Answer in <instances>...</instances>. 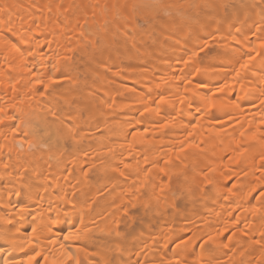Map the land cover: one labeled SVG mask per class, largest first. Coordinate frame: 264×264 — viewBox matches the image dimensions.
Segmentation results:
<instances>
[{
	"label": "bare ground",
	"instance_id": "obj_1",
	"mask_svg": "<svg viewBox=\"0 0 264 264\" xmlns=\"http://www.w3.org/2000/svg\"><path fill=\"white\" fill-rule=\"evenodd\" d=\"M227 1L208 0L206 9H219L208 18L203 11L188 24L153 27L151 8L122 18L104 11L131 0H0V32L26 41L23 55L9 54L0 36V103H17L24 121L15 137L8 128L0 136V217L14 218L7 236L15 245L32 236L33 215L39 235L44 213L58 221L56 235L82 229L72 246L86 251L82 264H110L111 254L89 248L102 249L93 241L104 234L118 237L119 264H160L175 253L204 264H264V197L255 196L264 141L257 133L250 142L246 131L264 114V0H256L261 9L255 0ZM36 73L43 94L30 84ZM211 93L216 107L197 111ZM130 206H142L139 223L153 229L132 240L141 246L134 255L114 216ZM13 258L25 264L18 250L0 257Z\"/></svg>",
	"mask_w": 264,
	"mask_h": 264
},
{
	"label": "snow or ice",
	"instance_id": "obj_2",
	"mask_svg": "<svg viewBox=\"0 0 264 264\" xmlns=\"http://www.w3.org/2000/svg\"><path fill=\"white\" fill-rule=\"evenodd\" d=\"M159 7L160 5L158 3H145L144 0H131L130 3L105 5L104 11L105 13H111L114 11L117 18H122L125 14L131 16L143 11L144 9H157ZM6 31L12 37L17 35L11 26H6ZM0 36L3 37L4 43L10 45V47L5 49V51L9 54L20 53L18 45L26 43V41L22 39L14 42L12 39H9L8 36H4L2 32H0ZM20 54L23 55V53ZM249 59H251V57ZM243 66L244 65H242V67ZM53 69L57 70L55 65H53ZM49 81L50 83L56 82L51 76H49ZM30 84L33 88L40 86L37 90L41 94L47 90L45 81L40 78V73L35 74V79L30 81ZM10 87L13 91H15L14 84H11ZM214 96L215 93L201 96L200 103L197 104V111H200L202 108L204 110L215 108L216 100L213 98ZM161 99L163 100V97H161ZM2 100L3 98L0 97V101ZM19 104H23V100H20ZM261 104L264 105V100H261ZM5 105H7V101L0 103V136H4V138L7 139L3 128H8L9 133L15 137L16 133L20 130V125H22L24 121L21 115H17L18 113H23L22 107L18 106L17 103H12L7 107ZM9 109H11V112ZM16 121H19V124L16 123ZM262 129H264V114L261 115L256 129H251V125H249V129L246 130L250 131V135L248 136L249 141L255 142L257 133L259 134L260 140L264 141V130ZM244 135L245 132L240 133L241 137H244ZM5 147V144H0V150H4ZM31 147L32 145L29 144V148ZM189 147H191V145H189ZM184 150L185 149L181 147L180 151ZM246 150L247 149H245V151ZM243 154V152L240 153V155ZM259 159L262 161L261 169H264V154H262ZM3 166L7 169L9 165L8 163H4ZM124 166L126 168L130 167V165L127 164ZM161 171H163V169H161ZM121 175H123V173H121ZM255 196L264 197V186L259 187L258 191L255 192ZM255 196L253 197L254 199ZM18 212L23 214L25 209L19 208ZM39 215L42 218L39 224V235H37L38 227L36 225L35 216L33 215V226L31 227L32 236L28 237L25 243L19 246L15 245L14 242L7 236V233L11 232L12 229L16 227L13 222L14 218L7 216L0 217V223L3 225V227H0V241L9 245L6 250L3 244H0V257L11 256L13 251L18 250L24 254L25 264H82L80 253L85 252V255H87L86 251L80 247H76L75 250H73L72 247L76 244V242L82 239V229L77 228L75 224H73L72 230L68 231L67 235H56L53 232V225L54 223H58V221H52L51 218H49L48 221H44V213H40ZM78 223L80 225L84 224L82 217L78 220ZM9 225L11 226L10 228L7 227ZM261 235L264 236V233ZM41 237H43V240ZM44 242H46V245ZM181 244L187 245V241L181 240ZM177 247L179 248L180 245H177ZM186 250L187 249L185 248V251ZM0 264H15V258L11 260L0 259ZM83 264H88L87 260H84ZM160 264H204V261L198 257L195 262H190L187 258H182L181 253H175L172 258L161 260Z\"/></svg>",
	"mask_w": 264,
	"mask_h": 264
},
{
	"label": "rangeland",
	"instance_id": "obj_3",
	"mask_svg": "<svg viewBox=\"0 0 264 264\" xmlns=\"http://www.w3.org/2000/svg\"><path fill=\"white\" fill-rule=\"evenodd\" d=\"M159 0H157V2H158ZM166 1V2H165ZM168 1V2H167ZM179 1V2H178ZM196 1V2H195ZM199 1H201V2H199ZM226 2H228L227 0H225ZM230 1V0H229ZM237 1H239V2H246V0H236V3H237ZM256 1V0H255ZM165 3L166 5H167V3H168V5L166 6V7H162V6H160L159 8H160V10L157 8V9H153V27H159V26H162V27H164L165 25H166V27L168 26V24L169 25H171L170 23H174L173 25H177L178 26V24H180V23H184L185 22V24L188 22V23H190V21H194L195 19H196V16L199 14L200 15V12L201 13H204L203 11H208L207 13L208 14H210V15H206L207 16V18H208V16L210 17V16H212L213 15V13L217 10L216 8H213V11H211L212 9L210 8L209 10L208 9H206L205 8V5L207 6V2H208V0H162V2L160 1V3L162 4V3ZM175 2V3H174ZM177 2V3H176ZM252 3L253 2V0L252 1H247L246 3ZM257 2H259V1H256L254 4L256 5V7H257V9L259 8V9H261L260 8V6L261 7H263L264 6V4L262 3V2H259L261 5H259V3H257ZM153 3H156V0H153ZM160 3H159V5H160ZM163 3V4H164ZM172 4V5H170V4ZM174 3V4H173ZM186 3V4H185ZM206 3V4H205ZM257 3V4H256ZM176 4V5H175ZM179 4V5H178ZM170 5V6H169ZM175 5V6H174ZM170 7V8H169ZM172 7H174L173 9H175L176 11V13H177V15L179 16H177L176 15V13L174 12V10L172 9ZM177 7V8H176ZM164 8V9H163ZM207 8H208V6H207ZM173 11H172V10ZM262 9H264V8H262ZM261 9V10H262ZM162 10V11H161ZM171 10V11H170ZM219 10V9H218ZM217 10V11H218ZM261 10H260V13L262 14V13H264L263 11L261 12ZM170 12V13H169ZM172 12H173V14H172ZM180 12V13H179ZM198 13V14H197ZM259 13V14H260ZM260 14V15H261ZM171 16L170 18H172V16H175V17H173L172 18V20L169 22H167V20L169 19V17L168 16ZM259 15V16H260ZM181 16V17H180ZM259 16H257L256 14H253V16H250L249 17V21H253V23L259 18ZM197 17H199V16H197ZM168 18V19H167ZM174 18H175V21H174ZM178 18V19H177ZM145 19H148V18H145ZM156 19V20H155ZM180 19H184V20H181V21H184V22H181V21H179ZM198 19V18H197ZM138 20V22L140 23V25H141V23H142V27H144V26H148V25H150L151 23L149 22L150 20H151V18H149V21L147 22V21H145V22H147L146 24L144 23V21H141L142 19H141V17L139 18V19H137ZM176 20H178L177 22H176ZM186 20V21H185ZM159 21V22H158ZM165 23V24H163V22ZM173 21V22H172ZM157 22V23H156ZM149 23V24H148ZM158 23H160V25H158ZM187 23V24H188ZM157 24V25H156ZM152 25V24H151ZM150 25V26H151ZM164 25V26H163ZM177 26H175V27H177ZM179 26H181V25H179ZM212 26V25H211ZM208 27H210V26H208ZM209 31V30H208ZM154 33H155V31H153V36H157L158 34H156L155 33V35H154ZM139 207V208H138ZM140 207H142V206H134V207H129L127 210H121L120 212H119V215H118V213H114V216H118V217H120V219H118L119 220V233H124L125 235H126V237H125V239L123 240V241H120L121 242V244H123L124 246H123V248L125 247V248H129V250L131 251L128 255H131L134 251V253L132 254V255H134L138 250L137 249H139V248H135L134 246H136V247H141V246H139V245H135V243H133L134 241H132L134 238H135V236L139 233V232H142L143 234H146L147 236H148V234H150V233H153L152 231H153V229H151V227H150V229L147 227V225H143V224H140L139 222H142V221H139V220H141V218H142V215L140 216V214H142V208L140 209ZM135 208V209H134ZM141 210V211H140ZM123 211V212H122ZM122 213V214H121ZM138 213H140V214H138ZM129 214L131 215V216H129ZM133 214V215H132ZM137 215V216H136ZM140 216V217H139ZM114 218V220H117V218H115V217H113ZM121 218H122V220H121ZM139 218V219H138ZM124 219V220H123ZM130 219H133V221L132 220H130ZM130 221H132V223L130 222ZM123 223V225H121ZM131 223V224H130ZM138 223V224H137ZM140 224V225H139ZM126 227V228H125ZM139 227H140V229H139ZM143 228H145V229H143ZM137 229V230H136ZM143 229V230H142ZM150 231V233H147V232H149ZM130 231V232H129ZM155 231V230H154ZM127 233H128V235H127ZM155 233V232H154ZM130 234H131V236H130ZM102 237H101V239L99 238L100 237V235H98V236H94V241H93V244H95V242H97V244H102L101 246H102V249H100V248H97L98 246H95L94 248H93V245H91L89 248L90 249H92V251L93 252H95V253H97V255L98 256H100L101 254H102V252H105L106 251V253H108V254H111L112 256H111V258H109V262H110V264H115L116 262V264H119L118 263V258L119 257H117V246H116V244L115 243H118L119 242V240H118V237L116 238V239H110L109 241H106V235L104 234V236L103 235H101ZM117 236V235H116ZM127 236H130V237H127ZM98 237V238H97ZM113 238H115L114 236H113ZM127 238H129V240L127 239ZM103 239V240H102ZM96 240V241H95ZM97 240H99V241H97ZM105 240V241H104ZM131 240V241H130ZM117 241V242H116ZM127 241V242H126ZM137 241H139V240H137L136 239V242ZM99 242V243H98ZM105 242V243H104ZM123 242V243H122ZM132 244V246H131V244ZM130 244V245H128V244ZM92 244V243H91ZM114 244V245H113ZM127 244V245H126ZM130 246H131V248H130ZM109 247V248H108ZM124 248V250H125V252H129L127 249H125ZM107 249H108V251H107ZM101 250V251H100ZM105 250V251H104ZM140 251V250H139ZM112 252V253H111ZM143 254H145V253H143ZM96 257L95 258V261H97V263L100 261V259H99V257ZM125 256L126 255H124V256H122V257H120V258H122L123 260L125 259ZM114 258H116L115 260H114ZM142 258H143V256H142ZM121 259V261H122V263L124 262L123 260ZM126 260V259H125ZM142 259H141V256H140V260L139 261H141Z\"/></svg>",
	"mask_w": 264,
	"mask_h": 264
}]
</instances>
